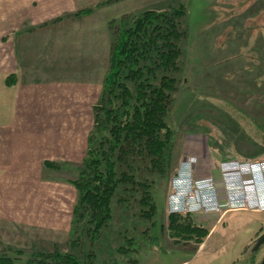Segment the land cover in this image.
<instances>
[{"label": "rangeland", "instance_id": "rangeland-1", "mask_svg": "<svg viewBox=\"0 0 264 264\" xmlns=\"http://www.w3.org/2000/svg\"><path fill=\"white\" fill-rule=\"evenodd\" d=\"M182 5L186 13L180 18V24L186 34L179 44L180 69L174 73L178 91L168 118L170 126L184 141L180 160L195 158L207 167L210 163L213 169L231 159L264 163V0H122L117 3L102 0L95 11L109 17L114 38L112 30L123 19L129 24L145 11L171 14ZM82 10L85 9L64 17L72 19ZM92 125L91 132L95 127L94 110ZM90 134L79 168L68 173L69 184H21L13 194L15 199L0 198L4 205L16 201L18 192L20 196L19 204L4 205L8 215L5 219L19 220L4 222L7 227L0 229V264H32L33 259L38 263L44 255L59 253L90 255L93 264H187L201 252L193 264L201 259L204 264H259L264 259V243L257 248L264 236L260 232L264 231V210H241L248 212L230 213L220 222L211 221L208 218L211 215L194 216L193 226L206 233L201 242L197 240L201 238L200 231L191 232L196 236L187 240L189 231L172 230L168 221V195L173 176L151 186L157 207L152 218L144 216L148 206H142L139 191L123 192L120 185L112 201L113 218L108 225L97 233H75L74 209L79 194L71 181L78 178L79 169L88 157ZM243 175V172H231L230 176L240 181ZM212 177L215 182L221 180L215 174ZM260 182L264 184V178ZM6 191L12 194L11 190ZM35 197L39 198L35 200ZM46 206L48 212L44 209ZM52 210L61 216L68 214V239L64 236L65 226L56 227L61 218L53 216ZM14 229L37 231L45 236L39 239L52 238V242L34 246L13 241L8 235L14 236Z\"/></svg>", "mask_w": 264, "mask_h": 264}, {"label": "crops", "instance_id": "crops-1", "mask_svg": "<svg viewBox=\"0 0 264 264\" xmlns=\"http://www.w3.org/2000/svg\"><path fill=\"white\" fill-rule=\"evenodd\" d=\"M101 2L0 0V198L12 201L21 184H69L70 169L79 168L85 157L93 110L100 102L113 41L109 17L95 11ZM87 8H93L94 12L72 19L64 17ZM75 157L82 159L74 160ZM225 162L213 169L210 163L207 167L199 161L194 168L197 180L215 182L214 174L223 179V183L215 182L221 203L227 202L232 192L234 196L238 194V186L228 181L231 172L238 174L242 169L239 164L253 161ZM243 173L247 176V172ZM254 177L258 181V197L264 203V184L260 182L264 176L255 173ZM7 189L12 191V197ZM16 199L4 205L19 204V192ZM4 205L0 202L2 230L7 227L4 222L19 220L12 216L13 220H6ZM48 208H44L46 212ZM241 212L248 211L196 214L211 215L208 217L211 221L220 222L225 215ZM55 214L52 210V215ZM56 218L64 222L56 227L64 225V236L68 239V214L61 216L58 212ZM31 227L27 226L32 230ZM260 232L264 234L262 229ZM14 233L8 237L19 243L35 246L39 242H52V238L39 239L45 236L37 231L14 229ZM201 253L186 263L193 264ZM201 260L197 264H204Z\"/></svg>", "mask_w": 264, "mask_h": 264}, {"label": "trees", "instance_id": "trees-1", "mask_svg": "<svg viewBox=\"0 0 264 264\" xmlns=\"http://www.w3.org/2000/svg\"><path fill=\"white\" fill-rule=\"evenodd\" d=\"M119 1L122 0L107 3ZM93 12V8H87L75 15ZM185 13L183 5L171 14L145 11L132 23L123 19L112 30L109 66L100 102L94 108L95 127L90 134L88 157L78 178L71 181L79 194L74 209L75 233H97L108 225L113 218L112 201L120 185L123 192L139 191L142 206H148L144 216L152 218L157 207L151 186L172 176L173 180L181 162L187 159L180 160L184 141L168 123L178 91L174 73L180 69L179 44L186 34L180 18ZM197 215L168 214L169 225L172 230L200 231L201 238L197 240L201 242L206 233L193 226V217ZM81 222L84 224L80 225ZM194 236L191 233L187 240ZM77 256L48 254L38 263L33 259L32 264L94 262L90 255Z\"/></svg>", "mask_w": 264, "mask_h": 264}, {"label": "built area", "instance_id": "built-area-1", "mask_svg": "<svg viewBox=\"0 0 264 264\" xmlns=\"http://www.w3.org/2000/svg\"><path fill=\"white\" fill-rule=\"evenodd\" d=\"M197 163V159L191 158L181 164L180 173L173 179L168 196L169 214L220 213L226 210L246 209L264 210V203L258 197L256 184L253 180H246L244 176H240V181L232 180L231 176L228 177V181H230L232 186H238L236 190L238 194L234 196V192H232L227 202L221 203L215 183L212 180L193 179L194 167ZM238 168L244 169V171L242 169L239 170L240 172H247L246 174L253 175L264 169V163L239 164ZM185 173L188 175L187 178Z\"/></svg>", "mask_w": 264, "mask_h": 264}, {"label": "water", "instance_id": "water-1", "mask_svg": "<svg viewBox=\"0 0 264 264\" xmlns=\"http://www.w3.org/2000/svg\"><path fill=\"white\" fill-rule=\"evenodd\" d=\"M263 243H264V236L259 240L257 248H259ZM259 264H264V259Z\"/></svg>", "mask_w": 264, "mask_h": 264}]
</instances>
